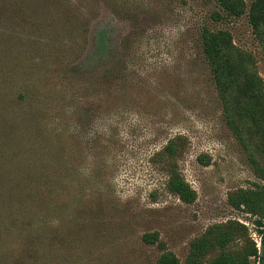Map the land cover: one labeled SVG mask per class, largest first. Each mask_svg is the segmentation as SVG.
Returning a JSON list of instances; mask_svg holds the SVG:
<instances>
[{
    "label": "rangeland",
    "instance_id": "rangeland-1",
    "mask_svg": "<svg viewBox=\"0 0 264 264\" xmlns=\"http://www.w3.org/2000/svg\"><path fill=\"white\" fill-rule=\"evenodd\" d=\"M219 13L215 0H0V264H157L165 251L185 264L195 237L230 220L263 252L256 217L229 202L263 181L201 31L230 30L263 79L264 46L247 14ZM179 136L171 163L192 203L168 186L163 151Z\"/></svg>",
    "mask_w": 264,
    "mask_h": 264
},
{
    "label": "trees",
    "instance_id": "trees-1",
    "mask_svg": "<svg viewBox=\"0 0 264 264\" xmlns=\"http://www.w3.org/2000/svg\"><path fill=\"white\" fill-rule=\"evenodd\" d=\"M215 1L224 11V14H218V18L247 14L256 37L264 46V0H252L250 4L247 0ZM201 46L225 104L228 123L244 148L251 150L254 172L263 181V184L255 183L251 188L238 189L230 196L229 202L256 217L264 246V161L258 158L264 159V79L254 53L237 46L230 30L204 27ZM185 144L184 137H176L166 145L163 153L169 159V189L183 201L192 203L197 199V191L183 177L177 164L171 163ZM203 162L210 163L205 158ZM145 239L155 243L159 234L147 233ZM235 241L236 247H233ZM212 254L215 255L208 264H264V250L260 253L256 241L249 236L248 227L237 220L214 224L195 237L185 264H206ZM157 264H181V260L174 252L165 251Z\"/></svg>",
    "mask_w": 264,
    "mask_h": 264
},
{
    "label": "built area",
    "instance_id": "built-area-1",
    "mask_svg": "<svg viewBox=\"0 0 264 264\" xmlns=\"http://www.w3.org/2000/svg\"><path fill=\"white\" fill-rule=\"evenodd\" d=\"M260 243V242H259Z\"/></svg>",
    "mask_w": 264,
    "mask_h": 264
}]
</instances>
